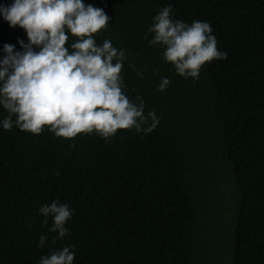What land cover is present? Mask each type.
<instances>
[{"label": "trees", "instance_id": "obj_1", "mask_svg": "<svg viewBox=\"0 0 264 264\" xmlns=\"http://www.w3.org/2000/svg\"><path fill=\"white\" fill-rule=\"evenodd\" d=\"M83 2L111 18L95 39L127 51L126 94L142 97L145 115L155 110L160 122L108 142L0 125V264H39L72 245L74 264H264V0ZM166 6L176 20L209 22L228 54L195 82L149 45ZM20 40L28 42L25 30L0 16V58L4 44L22 51ZM162 77L171 81L163 93ZM6 115L0 107V120ZM53 201L73 210L70 235L55 242L52 219L45 225L38 214Z\"/></svg>", "mask_w": 264, "mask_h": 264}, {"label": "clouds", "instance_id": "obj_2", "mask_svg": "<svg viewBox=\"0 0 264 264\" xmlns=\"http://www.w3.org/2000/svg\"><path fill=\"white\" fill-rule=\"evenodd\" d=\"M0 16L9 27L24 29L28 37L27 43L19 41L22 51L3 45L0 107L7 115L0 125L4 130L15 126L40 135L47 129L66 140L95 134L108 142L119 130L147 135L157 128L156 111L145 115L142 97L133 100L126 94L122 69L127 51L117 49L109 39L102 44L95 39L108 30L111 19L102 8L83 0H14L9 6L0 4ZM148 33L152 34L149 45L162 49V61L185 80L197 81L206 64L228 55L218 49L209 22L176 20L171 6L153 17ZM70 36L76 39L66 47ZM137 76L143 79L144 73ZM170 84L162 77L156 90L163 93ZM38 214L45 225L52 219L49 231L57 234L54 242L70 235L66 224L73 210L67 203L42 205ZM47 240L41 235L38 246L43 248ZM74 260L72 245L42 256L39 264H74Z\"/></svg>", "mask_w": 264, "mask_h": 264}]
</instances>
